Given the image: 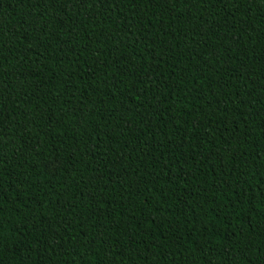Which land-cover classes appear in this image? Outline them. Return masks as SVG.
<instances>
[{"label":"trees","instance_id":"trees-1","mask_svg":"<svg viewBox=\"0 0 264 264\" xmlns=\"http://www.w3.org/2000/svg\"><path fill=\"white\" fill-rule=\"evenodd\" d=\"M0 264H264V0H0Z\"/></svg>","mask_w":264,"mask_h":264}]
</instances>
